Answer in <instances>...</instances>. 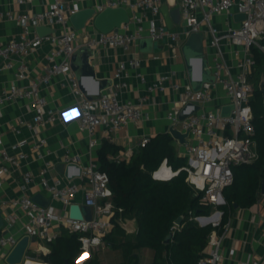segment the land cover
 Returning <instances> with one entry per match:
<instances>
[{
  "label": "built area",
  "instance_id": "2783aa9c",
  "mask_svg": "<svg viewBox=\"0 0 264 264\" xmlns=\"http://www.w3.org/2000/svg\"><path fill=\"white\" fill-rule=\"evenodd\" d=\"M33 1L35 0H16L19 4H29ZM163 1L102 0L96 5V12L106 7L123 6L129 13L128 22L121 23L107 32L95 29L92 19H89L81 29L72 26L69 15L79 10L78 0H71L69 3L65 0H52L45 8L31 14L0 10V18L16 19L23 26V32L18 37L6 42L0 41V63L3 68H11L12 58L15 57L19 59L16 75L18 78H25L27 65L23 60L24 56L43 43L50 44L45 53L46 62L39 79L32 81L29 87L16 84L8 86L7 96L29 98L33 111L30 121L18 120V124H13L11 130L19 133L20 125L31 129L35 134L30 146L31 151L38 158L43 157L42 149L47 140L39 135L40 129L59 120V113L46 106V101L39 94L38 84L49 83L55 75H61L62 84L68 85L70 90L78 95L77 105L80 109L79 113L76 112L78 129L87 132L89 136L94 134L98 126L115 130L127 123L138 122L142 116L139 104L132 100H122L118 93V90L125 85L121 80L125 68L127 65L135 67L138 63L137 59L132 57L127 61L119 62L114 74L115 79L107 89L98 98L89 99L82 93L71 68L74 51L81 46L91 50L98 47L128 49L131 44H135L143 37H149L155 42L163 41L172 46L181 36L186 38L192 32L207 31V43L214 49L207 68L214 76V80L205 81L199 89L194 90L189 82L179 84L174 81L175 72L171 70L160 74L155 82L148 86V90L164 91L168 87L167 82L170 81L169 87L178 93V98L166 117L170 125H174L182 132H188L187 141L178 144L179 155L186 158V164L180 169L187 172L186 180L196 192L201 193V200L214 207L210 214L190 216L199 225L213 227L208 236L207 248L196 264H222L221 246L228 227V221H222L223 213L217 208L219 204L224 203L222 190L233 181L232 167L250 162L256 156L254 149L256 129L250 105L253 86L248 81L247 75L255 64L251 48L255 47L264 52V0H181L183 29L168 28L163 23L160 11ZM145 12L150 16L146 17ZM235 13L244 14L238 25L226 24L223 28H219L212 22V16L215 14H226L232 19ZM39 24L57 26L59 31L55 30L42 36L31 34L30 28ZM225 42L239 48L236 51L241 57L236 61L235 72L231 70V65L223 51L222 46ZM217 87L223 90L228 99L224 104H233L227 116L220 115V107L223 104L216 109L202 107L211 100L212 90ZM1 101L0 98V113ZM194 104H198L199 108L194 110ZM183 108L188 116L179 119V112ZM148 141L149 137H143L138 147H144ZM24 143L25 140H21L16 145L21 146ZM94 146L95 142L90 140L89 147ZM131 154L129 150L126 159ZM26 157L27 154L23 151L11 154L0 147V187L3 184L2 175L20 167ZM63 160L66 164L76 163L79 156L65 154ZM114 160L119 161L120 158L116 157ZM163 165H167L166 159L152 172L153 178L164 180L157 174ZM50 166H52L51 162L44 161L38 173L39 184L43 188L40 192L49 198L46 206L34 202L31 194L23 193L18 197L2 200L0 207L9 208L11 212L20 209L25 214L26 233L33 239L29 242V248L37 240L43 242L53 240L57 235L53 230L55 224L81 232L79 237L81 255L75 264H83L90 257L92 249L103 244V236L111 229L114 206L108 175L91 160L82 168L81 174L71 180L64 175L49 174ZM180 169L173 170L171 176ZM77 173L75 167L72 173L69 172L70 175ZM33 179L30 170L24 171L21 175V188L25 190ZM78 192H82L83 204L91 207L92 217L89 220L72 219L67 211L62 214L51 203L55 200L68 208L69 204L75 202L74 198ZM15 219L16 216L12 212L7 221L12 223ZM18 237L0 229V264H6L4 256ZM237 264H262V262L252 257Z\"/></svg>",
  "mask_w": 264,
  "mask_h": 264
},
{
  "label": "crops",
  "instance_id": "0c3cea01",
  "mask_svg": "<svg viewBox=\"0 0 264 264\" xmlns=\"http://www.w3.org/2000/svg\"><path fill=\"white\" fill-rule=\"evenodd\" d=\"M65 1L69 3L71 0ZM101 1L78 0L79 9L86 7L95 8ZM51 2L52 0H35L29 4H19L16 0H0V10L31 14L34 11L45 8ZM180 2L181 0L163 1L169 9L179 8L180 17L174 28L183 29ZM145 15L146 17L150 16L148 12H145ZM161 16L163 23H165L162 13ZM238 21L234 17L231 19L226 14H215L212 16V22L219 28H223L226 24L238 25ZM36 26L33 25L30 28L31 34L36 33ZM52 27L59 31V27ZM22 32L23 26L16 19L0 18L1 42L16 38ZM200 34L203 40L204 55L208 63L214 49L207 43V31L202 30ZM185 39L181 36L178 42L172 46L167 45L163 41H154V45L150 51L140 49V40L135 44H131L128 49H122L120 47H98L92 50L88 62L93 68L94 73L93 75L82 73L80 75L82 88L88 94H94L98 91L103 93L107 89V87H101V89L99 87L115 79L114 74L119 62L127 61L132 57L138 61L135 67L127 65L125 68L121 78L125 85L118 90V93L122 100H132L138 103L142 110V116L138 122L127 123L115 130H108L103 126H98L94 134L89 136L87 132L78 129L77 109L75 107L77 105L78 95L74 94L68 85L62 84L61 75L53 76L47 84H38L39 94L46 101V106L57 110L59 113V120L40 129L39 135L47 140L46 145L42 149V158H38L31 151L30 146L35 139V134L31 129L20 125L19 133L11 130V126L18 124V120L30 121L32 119L33 111L31 108V100L25 97L9 98L7 96V89L10 84L29 87L32 81L39 79L43 73V65L46 62L45 53L49 49L50 44L43 43L24 56L23 60L27 65L25 78H18L16 75L19 59L12 58L13 66L11 68H3L0 63V98L2 99L0 147L11 154H15L18 151H23L27 154V157L22 161L20 167L14 168L10 173L2 175L3 184L0 187V202L18 197L23 193L32 195L43 190L39 184L38 173L44 161L52 163V166L49 167V174L63 175L55 166L58 163L66 165V162L63 160L65 154L79 156L76 164L81 166V168L87 165L90 160L99 166L98 151L104 139L118 146L117 153L111 156V158L118 157L120 159H126L129 150H131L132 154L139 150L138 143L143 137L150 138L158 133L168 132L170 122L166 116L173 108L174 101L178 98V93L169 87L170 81L167 82L168 87L164 91L157 89L148 90V86L153 84L160 74L170 72L171 70L175 72L174 81L179 84L189 82L181 50ZM222 47L226 59L231 65V70L235 72L236 61L241 57L240 53L236 51L239 48L228 42H225ZM227 101L228 99L223 90L217 87L212 90L211 100L204 103L202 107L216 109L217 106ZM21 140H25V143L21 146L16 145ZM90 140L95 142L94 147H89ZM173 142L178 153L179 145L174 140ZM26 170H30L33 173L34 179L23 190L20 185L21 175ZM73 171L74 167L71 166L68 168V172L72 173ZM74 201L83 203L82 192L77 193ZM51 203L62 214L66 211L68 212V208H65L60 202L52 200ZM12 212L15 214L16 219L14 222L9 223L7 218ZM12 212L9 208H2V216L4 219L2 230L20 237L26 233L27 219L20 209H14ZM227 221L228 227L221 246L222 264H237L241 260L252 257L258 258L264 264V193L261 192V189L251 205L234 206L229 212ZM120 224L129 238L135 236L137 232L135 218H125L120 221ZM60 229L61 225L59 224H55L53 227L56 234H59ZM29 249L35 252L46 251L48 246L46 242L37 240ZM91 254L94 256L96 264H123L124 262L122 248L108 245L104 242L102 245L93 248ZM136 254L139 259L138 264H150L152 259L151 249L139 248L136 250ZM27 261L34 262L35 264H45L41 260L26 255L23 264H26Z\"/></svg>",
  "mask_w": 264,
  "mask_h": 264
},
{
  "label": "trees",
  "instance_id": "16d2710c",
  "mask_svg": "<svg viewBox=\"0 0 264 264\" xmlns=\"http://www.w3.org/2000/svg\"><path fill=\"white\" fill-rule=\"evenodd\" d=\"M255 65L259 67L258 86L250 97L255 125V158L232 167L233 181L222 190L224 203L219 204L222 221L226 222L234 203L249 206L255 200L264 180V96L260 82L264 81V52L251 48ZM118 146L104 139L98 151L99 168L105 171L112 190L111 200L114 214L111 229L103 236V242L122 248L123 264H138L136 250H152L150 264H196L207 248L211 225H199L191 214H210L213 206L201 200L186 180L187 172L180 169L186 158L178 155L173 139L168 132L158 133L149 138L144 147L135 151L129 159L115 161L111 156ZM166 159L172 170L180 169L167 180L152 177ZM182 216L181 224L174 221ZM135 218L137 232L129 238L120 221ZM219 231L221 229H218ZM171 233L167 241L165 238ZM81 232L61 226L59 234L47 243L46 251L28 249L27 256L41 260L45 264H75L81 255ZM83 264H96L92 254Z\"/></svg>",
  "mask_w": 264,
  "mask_h": 264
},
{
  "label": "water",
  "instance_id": "95a60500",
  "mask_svg": "<svg viewBox=\"0 0 264 264\" xmlns=\"http://www.w3.org/2000/svg\"><path fill=\"white\" fill-rule=\"evenodd\" d=\"M160 11L163 15L166 26L168 28H174L179 21V17H180L179 8L176 7L174 9H169L168 6L165 3H163L160 6ZM233 17L236 20H240L244 17V14L235 13ZM89 19H92L93 26L95 29L102 32H107L113 29L114 27H118L119 25H121V23L128 22L129 13L127 9L123 6L106 7L99 12H96L95 8L93 7H86V8H80L76 12L69 15V21L75 29L83 28ZM35 30L39 36H42L47 33L54 32L55 29L53 27H49L44 24H39L35 27ZM139 44L141 50L150 51L154 45V41H152V39L149 37H143L140 39ZM181 50L186 65L188 81L194 90L199 89L203 82L205 81L212 82L214 80V76L211 75L210 70L207 68V59L204 55L203 40L200 32L190 33L183 42ZM91 54H92L91 49L85 46H81L74 51L71 58V68L76 75L81 90L83 89L80 83L81 73L87 75H93L94 73L93 68L90 66L88 62V58ZM196 72L197 74H195ZM110 84L111 81L106 82L104 86L100 85L99 88L100 89L101 87L106 88ZM260 87L262 90V96H264V81L260 82ZM82 91L83 94L89 99H96L101 95L99 91L94 94H88L84 89ZM75 107L79 113L80 109L78 105H76ZM198 108L199 105L194 104V110ZM232 108H233V104L231 103L223 104L220 107V115L221 116L229 115ZM183 110L184 108L179 112V119H184L185 117L188 116V113L184 112ZM168 133L171 136V138L174 141H176L178 144H183L187 141L186 137L188 135V132L187 131L182 132L178 128L174 127V125L169 126ZM71 166H74L78 170L77 174H71V175L69 174L68 168ZM55 167L60 173H63V175L68 180H71L76 176H79L82 170L81 166L72 162L67 163L66 165H64L63 163H58L56 164ZM261 192L264 193V180H262L261 182ZM31 199L41 206H46L49 203V198L46 197L41 192H36L32 194ZM234 206L236 207L237 204L234 203ZM68 216L72 219L81 220L85 218L89 220L92 217V210L89 205L79 202H74L69 204ZM181 220H182V216H178L174 221L175 225L177 226L180 225ZM3 224H4V219L2 216V209L0 207V229L3 227ZM170 235L171 233L168 234V236L165 238V241L168 240ZM30 241H33V239L30 238L28 233H24L20 237H18L16 242L11 246V248L5 254L4 256L5 263L23 264L26 257V252L29 249Z\"/></svg>",
  "mask_w": 264,
  "mask_h": 264
},
{
  "label": "rangeland",
  "instance_id": "374dc122",
  "mask_svg": "<svg viewBox=\"0 0 264 264\" xmlns=\"http://www.w3.org/2000/svg\"><path fill=\"white\" fill-rule=\"evenodd\" d=\"M259 77H260L259 67L254 64L251 67L250 73L247 75V79L254 87H256L258 86V83H259ZM217 208L219 209L220 207L217 206ZM213 210H214V207L212 208L211 212H213Z\"/></svg>",
  "mask_w": 264,
  "mask_h": 264
},
{
  "label": "bare ground",
  "instance_id": "6f19581e",
  "mask_svg": "<svg viewBox=\"0 0 264 264\" xmlns=\"http://www.w3.org/2000/svg\"><path fill=\"white\" fill-rule=\"evenodd\" d=\"M169 170H168V169ZM172 171L173 170H171L167 165H163L161 168H160V170H159V172L157 173L161 178H164V179H166V178H169L170 176H171V174H172ZM26 264H35L34 262H30V261H27V263Z\"/></svg>",
  "mask_w": 264,
  "mask_h": 264
}]
</instances>
